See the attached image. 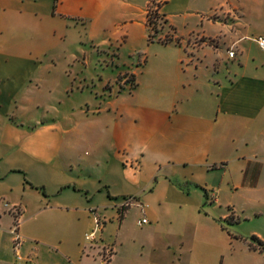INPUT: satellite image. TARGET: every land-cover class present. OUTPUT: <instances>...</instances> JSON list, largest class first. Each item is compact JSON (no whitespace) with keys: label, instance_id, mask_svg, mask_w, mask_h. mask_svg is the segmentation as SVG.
I'll use <instances>...</instances> for the list:
<instances>
[{"label":"crops","instance_id":"1","mask_svg":"<svg viewBox=\"0 0 264 264\" xmlns=\"http://www.w3.org/2000/svg\"><path fill=\"white\" fill-rule=\"evenodd\" d=\"M150 6L0 0V264H264L225 226L222 199L263 179L264 58L248 33L264 36V0H162L159 39L177 42L160 58L146 52ZM82 32L118 49L116 86L93 91L95 78L45 60ZM97 217L102 241L85 248Z\"/></svg>","mask_w":264,"mask_h":264},{"label":"rangeland","instance_id":"2","mask_svg":"<svg viewBox=\"0 0 264 264\" xmlns=\"http://www.w3.org/2000/svg\"><path fill=\"white\" fill-rule=\"evenodd\" d=\"M162 23L163 21H158V29H160L159 25ZM248 35L251 38L252 36H258L259 34L255 33V31H251ZM159 36H161L160 32H158V34L154 37V41L149 44L148 49H146V52L155 58H160L170 52L168 48H165L166 43H163L159 39ZM162 36L164 35L162 34ZM192 37L193 39L198 38L197 34H193ZM96 38L97 39H95L94 42H90L84 32H82L80 37H78V33H76V36L74 37L68 35L63 38L60 43H57L52 50H47L45 52V60H57L58 58H62V60H66L67 64H69L74 73L76 72L82 77L95 78L96 85L90 86V89L93 91H103L101 85L104 81H111L113 86H116L118 71L125 68L123 63L118 64L116 60H114L115 56L113 53L117 52L118 49H113L111 46L102 43V36H98ZM169 42L177 41L173 40ZM250 52L251 56L264 58V49L261 48L255 41H253V44L250 47ZM239 56L240 53H237V57ZM130 59V56L126 53V51H124L125 62H129ZM262 173V183L260 185V189L256 191V193L235 198L224 194L222 197L224 203L231 202V207L234 212L232 213L233 217L225 223V226L239 239L241 243L246 245L248 242H252L251 236L253 235L258 237H261L262 235L264 237V166L262 168ZM21 175V177L24 178V174L22 173ZM25 176L27 177V173H25ZM18 179L20 180V177ZM27 180H29L28 177ZM96 210L97 214H100L102 219L104 214H106L109 218L110 212L102 209ZM137 220V212L133 211L128 216L127 223L130 226H133L136 224ZM112 222V224L115 225L117 219H112ZM113 228L114 227L110 229V233H107L104 230V237L105 234H112ZM89 231L91 230L89 229L87 232ZM239 259L246 264L247 262H254L257 260L255 256L246 257L244 253L240 255Z\"/></svg>","mask_w":264,"mask_h":264},{"label":"built area","instance_id":"3","mask_svg":"<svg viewBox=\"0 0 264 264\" xmlns=\"http://www.w3.org/2000/svg\"><path fill=\"white\" fill-rule=\"evenodd\" d=\"M162 3V0H151V6L149 7V11H148V22L151 20H156V18H152V13L153 11H157L158 15H159V7L160 4ZM160 19V18H159ZM171 39L169 36H164L161 41L162 42H169ZM254 40L259 44V46L261 48L264 49V36L259 35L257 37L254 38ZM228 54L230 57H235L236 56V49L234 47V45H232L229 49H228ZM129 200L126 201V203ZM147 220L143 219L142 222L145 223ZM103 230V222L97 217L96 221H95V226L94 228L85 233V248L86 247H93L97 244H99L102 241V237H101V233ZM14 233H15V240H14V248L17 251V259L18 260H22L21 255L19 254V246L21 243V237L17 231V228L15 227L14 229ZM101 258L103 260L104 263H107L110 258L112 257V255L114 254V249L111 245H106L104 244L101 248Z\"/></svg>","mask_w":264,"mask_h":264},{"label":"trees","instance_id":"4","mask_svg":"<svg viewBox=\"0 0 264 264\" xmlns=\"http://www.w3.org/2000/svg\"><path fill=\"white\" fill-rule=\"evenodd\" d=\"M152 18H156V20H150L148 22L149 25V42H153L154 41V37L158 34L159 29H158V21L160 18V15H158L157 11H153L152 13ZM132 82L134 81L133 79L131 80ZM123 216V214H121V217ZM251 241L256 243L259 248L264 251V243L261 239H259L257 236L253 235L251 236Z\"/></svg>","mask_w":264,"mask_h":264}]
</instances>
